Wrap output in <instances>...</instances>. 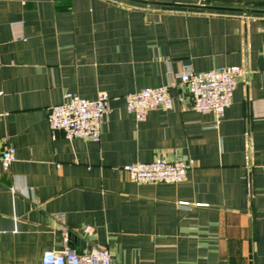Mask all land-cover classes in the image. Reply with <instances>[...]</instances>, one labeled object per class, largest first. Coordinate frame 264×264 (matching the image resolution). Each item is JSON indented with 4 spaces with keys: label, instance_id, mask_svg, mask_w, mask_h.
I'll list each match as a JSON object with an SVG mask.
<instances>
[{
    "label": "crops",
    "instance_id": "1",
    "mask_svg": "<svg viewBox=\"0 0 264 264\" xmlns=\"http://www.w3.org/2000/svg\"><path fill=\"white\" fill-rule=\"evenodd\" d=\"M185 64L247 70L217 124L179 83L171 108L126 112ZM0 91V264H41L65 233L111 264H264V0H0ZM66 91L108 95L98 142L51 133ZM175 156L179 183L122 170Z\"/></svg>",
    "mask_w": 264,
    "mask_h": 264
},
{
    "label": "built area",
    "instance_id": "2",
    "mask_svg": "<svg viewBox=\"0 0 264 264\" xmlns=\"http://www.w3.org/2000/svg\"><path fill=\"white\" fill-rule=\"evenodd\" d=\"M246 72L240 65L197 72L190 64H185L167 84L145 87L127 94L125 109L138 121L143 120L149 110L169 109L172 99L168 87L179 83L187 87L192 108L199 113H213L217 124L232 102L239 78ZM108 99V95L103 91L92 99L70 91L64 92L63 101L48 107L47 110V123L51 133L54 136V132L59 130L69 139L85 138L98 142L103 119L109 111ZM14 160V147L6 146L0 150V167L3 170H9ZM190 167L189 162L175 156L172 160L156 157L150 161L129 162L122 166V170L130 180L137 183H179L185 180ZM179 205L189 204L179 202ZM85 231L90 232V227H86ZM63 241L65 246L61 250L43 252L41 264H111L110 252L105 247L93 246L83 253H78L69 245L67 233L64 234Z\"/></svg>",
    "mask_w": 264,
    "mask_h": 264
}]
</instances>
